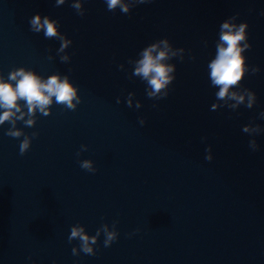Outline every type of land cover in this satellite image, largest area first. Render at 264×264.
Instances as JSON below:
<instances>
[{
	"label": "clouds",
	"instance_id": "clouds-1",
	"mask_svg": "<svg viewBox=\"0 0 264 264\" xmlns=\"http://www.w3.org/2000/svg\"><path fill=\"white\" fill-rule=\"evenodd\" d=\"M60 2H63V0H60ZM139 2L143 4L148 2V0H139ZM120 3L121 0H107L108 9L110 11L116 9L117 5ZM72 6L77 9L80 7L79 4H73ZM120 9L123 13L128 12V7L126 5H122ZM31 24L35 31H40V28H43L46 37H54L57 35L55 24L47 18L41 25L40 16L37 15L31 20ZM221 27L227 30L221 35L223 44L217 48L216 58L208 65L210 68V80L212 85L220 87V91L216 94L219 99H223L228 93L229 88L241 81L244 73L242 52L249 47L248 44L244 45V49L239 46L240 42L246 39L245 29L248 27L246 23L240 24L238 28L230 23H223ZM164 43L167 42L164 41ZM66 46V43H62L61 50ZM156 47V44H152L143 51V58L138 61L139 66L135 70L136 75L142 74L144 78L148 79V84L152 89V92L149 94L150 97L160 93L161 89L169 83L170 78L168 73L173 70L169 66L161 63L166 56L165 51H160L158 55L153 56ZM8 80L14 81L15 83H7L0 79V107L7 109L3 115H0V124L9 120L14 115L13 109L17 112L19 111L17 107V102L19 100H24L26 102L30 113L34 112L37 106H39L41 112L44 113V109L52 102L53 97H55L56 103L64 104L69 109L75 108L73 99L77 96V91L67 77L61 80L59 76L53 75L49 77L46 82H42L34 72L20 68L10 72ZM233 98H235V93L233 94ZM242 100L243 97H240V101ZM248 106L251 107V102ZM22 118V116L19 117V119ZM27 123L31 126L32 121L29 120ZM244 131H247V129H244ZM7 135L16 138L19 136V133L10 130ZM27 148L28 141L25 140L21 142L20 153L23 155ZM206 159L210 161L211 157H206ZM81 167L90 169L91 162L83 161ZM97 235H99V233H97ZM76 238H79L81 241L80 250L83 253L90 255L95 254L92 248L89 247V243H96L95 236L92 237L90 241L88 235L83 234V229L73 228L69 236V242ZM115 240V233L105 230V247L111 246ZM72 252L73 255H78L75 248L72 249Z\"/></svg>",
	"mask_w": 264,
	"mask_h": 264
},
{
	"label": "water",
	"instance_id": "water-1",
	"mask_svg": "<svg viewBox=\"0 0 264 264\" xmlns=\"http://www.w3.org/2000/svg\"><path fill=\"white\" fill-rule=\"evenodd\" d=\"M0 264H19L10 236L0 212Z\"/></svg>",
	"mask_w": 264,
	"mask_h": 264
}]
</instances>
